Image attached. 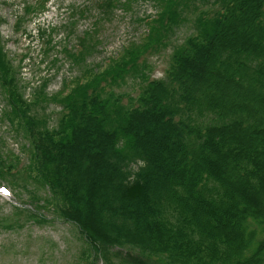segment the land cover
I'll return each mask as SVG.
<instances>
[{
  "label": "trees",
  "instance_id": "1",
  "mask_svg": "<svg viewBox=\"0 0 264 264\" xmlns=\"http://www.w3.org/2000/svg\"><path fill=\"white\" fill-rule=\"evenodd\" d=\"M144 1L159 8L137 19L147 36L67 92L55 126L33 109L44 89L25 98L0 42L6 119L28 155L0 145V181L31 195L29 221L50 211L78 228L77 264H264V0H213L158 79L138 59L201 0ZM130 73L144 83L135 100L105 95L107 76Z\"/></svg>",
  "mask_w": 264,
  "mask_h": 264
},
{
  "label": "rangeland",
  "instance_id": "2",
  "mask_svg": "<svg viewBox=\"0 0 264 264\" xmlns=\"http://www.w3.org/2000/svg\"><path fill=\"white\" fill-rule=\"evenodd\" d=\"M103 1L0 0V42L17 71L25 98L33 101L44 89L47 101L37 100L33 109L45 116L50 126L61 117L64 95L91 78L90 73L106 72L113 60L122 57L125 48L140 43L150 23H139L137 19L156 16L159 11L153 2L144 0L137 6L132 0H121L111 10L101 7ZM194 6L181 11L182 21L170 30L163 45L148 49L138 59V66L149 79L164 76L173 49L194 32L200 12L217 8L213 0H201ZM78 56L84 59L79 62ZM107 80L108 85L102 82L105 95L114 92L123 102L135 100L144 85L131 73L115 81L107 76ZM6 112L0 88V145L26 163L28 155L22 151L25 135L17 133L15 125L6 119ZM29 188L46 195L40 185L32 183ZM0 189H7V194L0 191V223L4 226L0 228V264H77L84 241L72 222L50 211H43L47 221H29L23 206L27 204L36 211L40 208L25 188L1 180ZM16 209L18 213L14 214ZM13 221L23 226L8 229Z\"/></svg>",
  "mask_w": 264,
  "mask_h": 264
},
{
  "label": "snow or ice",
  "instance_id": "3",
  "mask_svg": "<svg viewBox=\"0 0 264 264\" xmlns=\"http://www.w3.org/2000/svg\"><path fill=\"white\" fill-rule=\"evenodd\" d=\"M0 191H3L7 194V189H0Z\"/></svg>",
  "mask_w": 264,
  "mask_h": 264
}]
</instances>
